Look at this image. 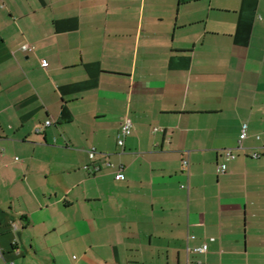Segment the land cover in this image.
Wrapping results in <instances>:
<instances>
[{
    "label": "crops",
    "instance_id": "0c3cea01",
    "mask_svg": "<svg viewBox=\"0 0 264 264\" xmlns=\"http://www.w3.org/2000/svg\"><path fill=\"white\" fill-rule=\"evenodd\" d=\"M263 145L264 0H0V264H264Z\"/></svg>",
    "mask_w": 264,
    "mask_h": 264
},
{
    "label": "built area",
    "instance_id": "2783aa9c",
    "mask_svg": "<svg viewBox=\"0 0 264 264\" xmlns=\"http://www.w3.org/2000/svg\"><path fill=\"white\" fill-rule=\"evenodd\" d=\"M22 48L25 51L26 50H31V48L28 45H25ZM53 124H54L53 121L48 120V121H46L44 123V127L45 128H48V127H51ZM247 131H248V125L247 124H244L242 126V130H241V134H240V139H239L240 143L247 138ZM41 132H42V128H37L35 130V133L36 134H40ZM132 132H133V124H132V121L130 119H125L124 122L121 125L120 134H119L118 140H117V143H118V146L119 147H124L126 138L128 136H130L132 134ZM258 139H260V137H258ZM261 149L262 150H260V151L253 152L251 154V158H253V159H260L264 155V145L261 147ZM97 154H98L97 150L95 148H92L89 151V158H90V160L93 161L96 158ZM227 157L230 158L231 160H234L236 158L235 155L231 151H227ZM16 160H18V159H16ZM106 166L107 167H113V164L110 163V162H107L106 163ZM184 166L185 167H188V162L187 161L184 162ZM100 170H101V168L98 167V166H96L93 169V172L94 173H97ZM123 170H124L123 167H121L119 169V171H118L117 177L119 179H123V176H124L122 174ZM17 229H18L17 226H14V230L17 231ZM195 252L203 253V254L204 253H207L208 252V245H203L201 248L195 249ZM7 264H15V263L14 262H9Z\"/></svg>",
    "mask_w": 264,
    "mask_h": 264
}]
</instances>
